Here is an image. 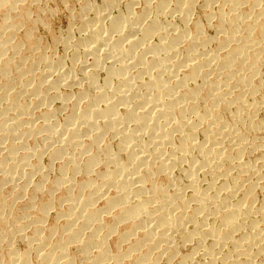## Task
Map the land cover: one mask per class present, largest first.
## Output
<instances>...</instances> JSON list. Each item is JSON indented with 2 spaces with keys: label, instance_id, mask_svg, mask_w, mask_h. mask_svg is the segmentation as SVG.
<instances>
[{
  "label": "bare ground",
  "instance_id": "obj_1",
  "mask_svg": "<svg viewBox=\"0 0 264 264\" xmlns=\"http://www.w3.org/2000/svg\"><path fill=\"white\" fill-rule=\"evenodd\" d=\"M79 1L0 0V264H264V0Z\"/></svg>",
  "mask_w": 264,
  "mask_h": 264
},
{
  "label": "rangeland",
  "instance_id": "obj_2",
  "mask_svg": "<svg viewBox=\"0 0 264 264\" xmlns=\"http://www.w3.org/2000/svg\"><path fill=\"white\" fill-rule=\"evenodd\" d=\"M52 1L46 0V2H44V4L42 5L43 7H45L43 15L46 18V21L48 20V23L50 24V30H49L50 33L43 26H40L38 28V34L40 38H42L45 43L48 42L47 44L49 43L51 44L53 35L59 37L61 35L64 36L66 34V30H68L70 23L67 20H70L72 16L71 13L72 12L75 13L80 5L79 0H52ZM92 1L96 3L99 2L100 0H92ZM65 5H69V6H65ZM50 13L51 14L53 13L52 14L53 16ZM21 32L22 30L20 31V33ZM57 51L58 53H62L61 51H63V46L59 45Z\"/></svg>",
  "mask_w": 264,
  "mask_h": 264
}]
</instances>
